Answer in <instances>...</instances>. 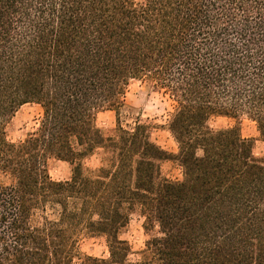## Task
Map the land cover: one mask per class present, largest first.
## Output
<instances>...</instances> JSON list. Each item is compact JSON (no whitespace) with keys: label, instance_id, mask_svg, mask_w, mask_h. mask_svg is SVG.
<instances>
[{"label":"trees","instance_id":"trees-1","mask_svg":"<svg viewBox=\"0 0 264 264\" xmlns=\"http://www.w3.org/2000/svg\"><path fill=\"white\" fill-rule=\"evenodd\" d=\"M134 82L171 103L175 154L138 117L124 125ZM28 104L39 125L12 143ZM216 116L264 139V0H0V264H133L121 239L133 215L148 236L134 264H264V158L238 127L211 129ZM50 160L68 180L51 179ZM98 237L108 258L83 255Z\"/></svg>","mask_w":264,"mask_h":264},{"label":"rangeland","instance_id":"rangeland-1","mask_svg":"<svg viewBox=\"0 0 264 264\" xmlns=\"http://www.w3.org/2000/svg\"><path fill=\"white\" fill-rule=\"evenodd\" d=\"M124 102L126 110L132 114L131 118L122 116V119L126 120L124 125H131L134 118L138 117L142 122L152 127L151 140L157 146L172 154L177 152L176 143L167 130V120L172 107L166 98L156 93L148 85L134 82L128 87ZM41 115L42 111L38 105L28 104L22 106L8 126V140L12 143L23 141L28 134L33 133L37 129ZM208 125L213 130L238 127L241 137L252 142L253 155L257 158H264V139L260 137L256 125L247 118L233 119L216 116L210 118ZM96 126L105 135H112L115 129V114L110 111L99 112L96 116ZM99 166V152L84 161L85 168L95 169ZM48 171L54 181H66L70 176L68 164L56 160L48 162ZM160 171L162 177L169 181L182 180V169L175 162H162ZM142 224L143 218L133 215L130 218L127 229L121 234V239L127 241L131 248L128 260L133 264L139 262L140 252L144 249V243L148 239ZM80 251L83 255L92 258H108L105 240L102 237L82 239L80 241ZM75 264L81 263L76 261Z\"/></svg>","mask_w":264,"mask_h":264}]
</instances>
